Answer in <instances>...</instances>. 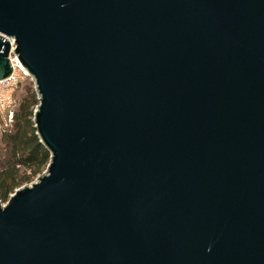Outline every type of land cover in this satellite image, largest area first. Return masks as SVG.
<instances>
[{"label": "water", "instance_id": "obj_1", "mask_svg": "<svg viewBox=\"0 0 264 264\" xmlns=\"http://www.w3.org/2000/svg\"><path fill=\"white\" fill-rule=\"evenodd\" d=\"M11 54L50 161L0 264H264V0H0Z\"/></svg>", "mask_w": 264, "mask_h": 264}, {"label": "trees", "instance_id": "obj_2", "mask_svg": "<svg viewBox=\"0 0 264 264\" xmlns=\"http://www.w3.org/2000/svg\"><path fill=\"white\" fill-rule=\"evenodd\" d=\"M24 94L15 92V114L8 126H1L0 137V199L10 194L32 177L43 172L50 161V152L40 142L34 123V110L39 103L33 82L26 80ZM19 88V87H18ZM18 98V99H17Z\"/></svg>", "mask_w": 264, "mask_h": 264}, {"label": "built area", "instance_id": "obj_3", "mask_svg": "<svg viewBox=\"0 0 264 264\" xmlns=\"http://www.w3.org/2000/svg\"><path fill=\"white\" fill-rule=\"evenodd\" d=\"M11 46L14 49L13 40H11ZM10 63L12 73L7 78L0 79V124L4 126H8L13 121L17 88L26 80L32 81L31 76L18 66L16 55H10Z\"/></svg>", "mask_w": 264, "mask_h": 264}, {"label": "rangeland", "instance_id": "obj_4", "mask_svg": "<svg viewBox=\"0 0 264 264\" xmlns=\"http://www.w3.org/2000/svg\"><path fill=\"white\" fill-rule=\"evenodd\" d=\"M32 86L34 87V83H33ZM24 87H25L24 85L21 86V84H20L19 88H17V90H16V91H17V92H16V96H17V97H19V96H21L22 94H24V92H25ZM17 99H18V98H17ZM1 126H3V125L0 124V137H1V130H2V129H1ZM45 170H46V169H45ZM45 170H44V171H45ZM44 171H43V172H44ZM43 172H41L40 174H42ZM40 174H38L37 176L32 177L31 181L24 183L22 186H24L25 184H31L32 182H35L36 179L38 178V176H39ZM22 186H20V187H22ZM20 187H18V188H20ZM18 188H16V189H18ZM16 189H15V190H16ZM11 194H12V193H11ZM11 194H10V195H11ZM0 200H1L3 203H6V202L8 201V200H2V199H0Z\"/></svg>", "mask_w": 264, "mask_h": 264}]
</instances>
